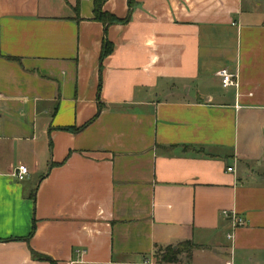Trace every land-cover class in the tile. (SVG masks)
Masks as SVG:
<instances>
[{
  "label": "crops",
  "instance_id": "0c3cea01",
  "mask_svg": "<svg viewBox=\"0 0 264 264\" xmlns=\"http://www.w3.org/2000/svg\"><path fill=\"white\" fill-rule=\"evenodd\" d=\"M94 3L0 0V264H264V0Z\"/></svg>",
  "mask_w": 264,
  "mask_h": 264
},
{
  "label": "trees",
  "instance_id": "16d2710c",
  "mask_svg": "<svg viewBox=\"0 0 264 264\" xmlns=\"http://www.w3.org/2000/svg\"><path fill=\"white\" fill-rule=\"evenodd\" d=\"M107 1L108 0H95V3H94L95 4V11H94L95 21L102 23L105 28H108L114 25H126L127 23H129L134 6H135L134 0H128L129 10H128L127 17L125 19H119L114 15L104 12L103 6L106 4ZM112 51H113V46L105 38L103 42L100 62L102 63L112 53ZM66 130L72 133H77L80 131V130H76L72 128H68ZM34 233H35V228H33L30 234V237H32ZM194 249H196V247L190 242H186L184 244L179 245L177 249L168 247L165 249V251H163V255L161 256L160 263H163V264L177 263L179 260V257L183 253H185L187 255V258L189 259L191 256V252ZM30 252L33 258H35L37 261L46 262L49 264H57V262H55L52 258L48 256L38 254L32 250Z\"/></svg>",
  "mask_w": 264,
  "mask_h": 264
},
{
  "label": "built area",
  "instance_id": "2783aa9c",
  "mask_svg": "<svg viewBox=\"0 0 264 264\" xmlns=\"http://www.w3.org/2000/svg\"><path fill=\"white\" fill-rule=\"evenodd\" d=\"M218 76L221 78L222 87L224 89H228L230 87L237 86V78L236 76L229 74L227 72H220ZM232 169H228V172H232ZM30 172L29 169L26 166H20L17 170V178L19 181H24L28 176ZM223 217L229 219L232 223L233 231H236L237 229L244 227L246 222L243 217H241L237 212L231 211V212H223ZM228 240L233 241L234 235L229 234ZM231 264V263H228Z\"/></svg>",
  "mask_w": 264,
  "mask_h": 264
},
{
  "label": "rangeland",
  "instance_id": "374dc122",
  "mask_svg": "<svg viewBox=\"0 0 264 264\" xmlns=\"http://www.w3.org/2000/svg\"><path fill=\"white\" fill-rule=\"evenodd\" d=\"M162 252H163L162 250H157V253H156L157 257H156L155 263H157V261L159 260V258L163 255Z\"/></svg>",
  "mask_w": 264,
  "mask_h": 264
}]
</instances>
